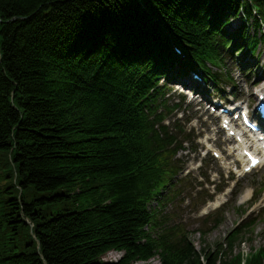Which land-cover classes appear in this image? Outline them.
<instances>
[{
  "label": "trees",
  "instance_id": "1",
  "mask_svg": "<svg viewBox=\"0 0 264 264\" xmlns=\"http://www.w3.org/2000/svg\"><path fill=\"white\" fill-rule=\"evenodd\" d=\"M146 2L168 32L210 57L195 15L219 21L236 3ZM159 35L133 0H0V233H31L17 250L8 240L0 264H135L156 249L160 264H217L219 253L142 233L148 193L173 168L172 139L132 105L152 98L117 71ZM60 205L68 208L48 211ZM112 251L120 259L102 262Z\"/></svg>",
  "mask_w": 264,
  "mask_h": 264
},
{
  "label": "rangeland",
  "instance_id": "2",
  "mask_svg": "<svg viewBox=\"0 0 264 264\" xmlns=\"http://www.w3.org/2000/svg\"><path fill=\"white\" fill-rule=\"evenodd\" d=\"M227 65L233 80L237 86H239V80L237 79L236 73L238 68H234L233 62L231 61L227 62ZM239 90L241 89L239 88ZM172 99L173 101H169V104H172L177 100L174 96H172ZM203 130L204 132L208 131L207 128H204ZM197 132H201L200 129ZM0 164L1 166L6 164V159L3 155L0 156ZM238 187L240 189L237 197L230 202L229 207L224 211L222 223L217 228H211L213 223L204 225L203 223L196 221L199 219L194 215H190L191 212L189 210H186V213L183 214L184 218L188 219V224L190 225L189 229L191 231L189 238L194 244V247L204 255L208 254L215 256L216 253H219V257H217L218 264H248L250 261L252 262V260L257 259L258 256L256 254V250L258 248H264V209L259 213L254 212L249 218L243 221H247L246 224L250 225V227L246 228L241 235L237 236L234 240H226L227 234L240 225L238 222L240 221V218H242L246 208L256 201L257 198L264 192V169L258 170L250 176L244 178ZM248 189L256 190L255 198L248 204L247 207H240L237 205L239 198L243 192ZM67 208L68 206L66 205H60L50 207L48 211L55 213ZM204 231L207 233L203 234ZM10 239H12V245L15 247L14 249L17 250L31 240V233L24 232L22 234L19 231V233L12 236L11 233L1 232L0 249H3ZM120 257L121 254L111 252L103 259L113 261ZM148 264H158V259L154 258Z\"/></svg>",
  "mask_w": 264,
  "mask_h": 264
},
{
  "label": "bare ground",
  "instance_id": "3",
  "mask_svg": "<svg viewBox=\"0 0 264 264\" xmlns=\"http://www.w3.org/2000/svg\"><path fill=\"white\" fill-rule=\"evenodd\" d=\"M236 6V5H235ZM257 11V10H256ZM197 15H198V13H197ZM197 15H195V20H194V22H196L200 17H198ZM246 17H250V16H246ZM238 19H241V18H238ZM262 92V90H260V93ZM199 112L200 113H202V114H205V112H206V109H200L199 108ZM217 112H220V110H217ZM247 195H248V192L247 191H245L244 193H243V195L240 197V199H239V202L240 203H242V201L247 197ZM157 199H159V198H157ZM245 223H247V221L246 222H244V224Z\"/></svg>",
  "mask_w": 264,
  "mask_h": 264
}]
</instances>
